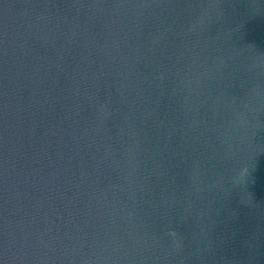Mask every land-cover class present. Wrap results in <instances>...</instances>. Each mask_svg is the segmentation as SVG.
Masks as SVG:
<instances>
[{
    "label": "water",
    "instance_id": "95a60500",
    "mask_svg": "<svg viewBox=\"0 0 264 264\" xmlns=\"http://www.w3.org/2000/svg\"><path fill=\"white\" fill-rule=\"evenodd\" d=\"M0 264H264V0H0Z\"/></svg>",
    "mask_w": 264,
    "mask_h": 264
}]
</instances>
